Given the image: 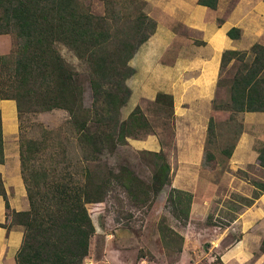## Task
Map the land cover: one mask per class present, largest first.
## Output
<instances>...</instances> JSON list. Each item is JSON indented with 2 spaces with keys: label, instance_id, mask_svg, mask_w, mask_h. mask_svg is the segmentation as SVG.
<instances>
[{
  "label": "trees",
  "instance_id": "obj_1",
  "mask_svg": "<svg viewBox=\"0 0 264 264\" xmlns=\"http://www.w3.org/2000/svg\"><path fill=\"white\" fill-rule=\"evenodd\" d=\"M132 3V0L126 3L107 1L108 13L97 16L79 0H0V36H10L14 40L8 53L0 52V97L15 100L18 118L25 110H65L68 123L78 134L84 158L103 149L113 151L118 145L127 143V137L137 138L144 130H148L146 134L157 135L153 122L166 120L165 117L164 124L170 129L167 137L173 139L171 94L159 92L147 103L146 109L136 105L126 118L119 116L130 96L126 81L134 73L128 63L157 26L156 20L146 12L139 10L133 14ZM197 3L216 9L218 0H197ZM241 33L238 27L227 31L233 39L239 38ZM58 44L87 63L94 95L100 93L102 84L108 86L105 94L112 116L106 129L98 125L93 130L89 127L90 109L83 104V86L74 68L58 50ZM233 60L240 64L232 77L223 81L221 75ZM219 68L217 83L218 86L225 83V87L227 84L228 100L224 106L214 103V108L222 107L231 114L264 112V45L255 42L249 50H224ZM147 111L153 114L152 119ZM214 127L211 117L206 143L211 142ZM45 132L53 133L51 130ZM3 147L0 117V162L4 160ZM232 149L233 145L226 150L228 157ZM140 153L150 157L153 165L147 183L128 166L108 169L106 174L88 165L75 166L66 151L56 152L48 161L41 160L35 165L27 146L24 149L20 145L21 173L29 203L27 210H10L0 175V195L6 200V217L0 226L22 230L16 264H84L95 231L91 215L105 209L106 196L111 189L121 188L131 202L139 205L146 201L150 190L156 195L169 187L166 204L172 215L186 225L192 194L170 187L171 164L163 146L158 152L143 150ZM257 162L264 168V139ZM258 185L259 191H263L264 183ZM257 196L255 192L246 201L250 204ZM158 229L166 246L180 256L184 236L163 219Z\"/></svg>",
  "mask_w": 264,
  "mask_h": 264
},
{
  "label": "rangeland",
  "instance_id": "obj_2",
  "mask_svg": "<svg viewBox=\"0 0 264 264\" xmlns=\"http://www.w3.org/2000/svg\"><path fill=\"white\" fill-rule=\"evenodd\" d=\"M79 1L84 6L89 7L94 15L102 16L107 14V10L110 9L107 1L111 2L112 0ZM119 1L126 3V0ZM155 1V3H148L145 0H132L133 3L130 5L131 12L136 14L139 10H142L155 18L157 15L159 20L161 18V23L167 19L166 15L163 18V13L173 12L177 15V19L173 25H170V29H175V31L170 37L169 35L167 36V33L170 34L171 32L167 26L164 25L165 27L163 26L162 29L157 30V25L155 30V32L157 31V38L155 39L151 36L136 49L141 55L135 60L140 63L139 65L144 62L149 72L150 66L154 61L160 63L161 60L170 61L178 58L182 61H187L192 60V56L195 58L194 56L208 52L203 31H198L184 23L187 16L192 14L189 13L192 10L191 7L198 6L195 0L191 4L190 2L186 3L185 9L182 6V2H185V0ZM222 2L225 8L230 3V0H222ZM151 3L158 9L154 8L151 10L149 7ZM227 8H229V5ZM202 10L198 9L197 11ZM205 10L212 14L211 9L205 8ZM200 14L201 12H198V15ZM222 16H225V14ZM218 21H221V19H218ZM208 25L213 26V23ZM8 37L9 39H6L2 45L3 51L6 53L12 49L14 43L13 38ZM161 41L166 46L157 45ZM202 42L205 44H202ZM252 42L253 40H247L246 36L243 40H239L237 47H248L246 50H249ZM57 48L64 59L74 68L78 80L83 86V104L90 109L89 127L93 130L98 125L106 129L108 120L112 116V112L107 107L108 97L105 94L108 86L102 84L100 93L94 95L89 82L90 68L87 63L78 59L65 46L58 44ZM157 52L164 56L159 59ZM187 55H189L188 58ZM239 64L235 60L230 62L222 73L221 79L223 81L229 80ZM153 69L151 67L150 71ZM224 84V88H220L217 93L216 103L220 104V106H224L228 100L227 84L226 87ZM130 88L131 92L127 104L120 109L119 116L121 119L126 118L135 106V103L131 105L133 102L137 101V104L144 109L147 104L148 99L140 95L143 88L138 85V82L131 83ZM145 90L146 94L150 95L147 88ZM129 107H131L130 110H128ZM220 111L221 113L218 112L214 127V134L217 127L218 138L215 140L213 135L211 142L208 143L204 153V165L207 163V166H210L205 169L210 176L214 177V179H222L221 184L223 186L220 185L219 187L222 195L212 198L207 214L203 216L195 214L192 219L189 217L186 225H182L172 215L166 204L168 187H164L156 195L150 190L151 193L146 201L139 205L131 202L130 197L121 188L111 189L106 196L105 209L91 215L95 231L91 237L89 254L85 258L84 264H222L221 254L232 242L242 236L240 230L227 229L226 227L236 216L237 210L242 205L248 204L247 198L243 199L242 195L232 191L231 186L236 183L237 178H249L251 182H255V177L239 169L227 168L224 164L228 159L226 150H229L234 145L233 142L236 139V135L241 131L242 125L237 114H231L222 107ZM147 114L151 119L153 118V114L148 111ZM68 118L67 112L63 109H52L42 112L25 110L21 113L18 144L19 148L20 145L24 149L27 146L32 163L38 165L41 160L48 161L56 152L62 154L63 151H66L75 166L88 165L91 169L100 170L104 174L107 173L108 169L116 170L120 166H128L143 181L149 182L153 169L151 158L141 153L139 155V150L134 149L129 143L118 145L113 151L103 149L100 153H95L90 158L86 157L88 159L84 158L78 143V134L75 128H72L68 123ZM95 118L97 119L95 120ZM165 118L167 120V117ZM166 120L155 121L153 124L156 126L155 130H158L157 132L162 135L164 143L167 145L165 152L167 153L168 161L171 166L175 167L178 157L175 146L172 144V139L167 137V134H170V129L167 124H164ZM46 130H51L53 133L48 134L45 132ZM147 131L140 132L136 139L146 137L148 135L146 134ZM207 153L208 156L206 157ZM214 160L219 161L220 168L214 169ZM251 171L255 172V170ZM258 175L262 176L260 173ZM193 188L198 192V185H193ZM162 219L169 227L181 233L185 238L184 248L180 256L172 248L167 247L164 239L160 236L158 227ZM263 250L261 241L259 251L254 253L252 261Z\"/></svg>",
  "mask_w": 264,
  "mask_h": 264
},
{
  "label": "crops",
  "instance_id": "obj_3",
  "mask_svg": "<svg viewBox=\"0 0 264 264\" xmlns=\"http://www.w3.org/2000/svg\"><path fill=\"white\" fill-rule=\"evenodd\" d=\"M145 1L148 3L156 2L155 0ZM195 1L198 6L191 7L192 10L189 13L192 14L187 16L184 23L198 31H203L208 52L194 56L195 58L192 56V60L187 61L178 58L170 61L161 60L159 63L153 60L154 63L151 64L150 69L151 67L154 69L151 71L149 69L148 72L144 62L139 65L140 63L135 61L138 56H141L136 51L129 61L134 73L127 80L130 92L131 83L138 82V85L143 88L140 95L148 99L147 103L153 101L159 92L171 94L173 97L172 144L175 146L178 159L176 166H171L170 187L180 188L192 194L190 219L195 214H198V216L206 215L212 198L222 195V191L221 193L219 191L220 185L223 186L221 184L222 179H214L210 176L205 171L210 166H207V163L204 165V153L208 146V143H206L208 122L211 117L216 122V117L218 118V114L221 113L220 109L214 108L217 93L220 88H224V86H218L217 83L220 77L221 54L226 49L246 50L248 47H237L239 40H243L246 36L247 40H253L251 44L258 42L264 45L263 0H230L225 8L222 0H218L216 9L199 5L197 0ZM189 2L191 4L193 0L182 2L184 9L186 3ZM153 3L150 4V9H158L154 7ZM228 5L229 8H227ZM205 8L211 9L212 14L208 13ZM198 9L203 10L197 11ZM198 12H201V14L198 15ZM223 14L225 16H222ZM162 15L163 18L164 15L167 17L166 21L164 20L162 23L161 18L159 20L157 15L156 18L150 16L156 20L157 30L162 29L165 25L171 31L168 30L170 34L167 33V36L171 37L175 29L171 30L170 25L175 23L177 15L173 12L163 13ZM218 19H221V21H218ZM210 23H213V26L208 25ZM231 27L241 29L242 33L239 38L233 39L227 35V31ZM151 36L156 39L157 31ZM6 39H9V37L6 35L0 36L1 53H6L2 48ZM202 44L205 43L202 42ZM157 45L166 46L163 41ZM158 55L159 59L164 56L162 54ZM189 55H187V58ZM145 88H147L150 95L146 94ZM137 103L135 101L131 105H139ZM130 109L131 107L128 110ZM236 114L242 127L233 142L232 152L224 164L227 168L239 169L255 177V182H251L249 178H237L236 183L231 186L232 191L242 195L243 199L251 198L255 192L258 193V196L250 204L242 205L237 210L236 216L226 227L227 229L240 230L242 236L232 242L221 254V260L222 264H264V250L252 261L254 253L259 251L260 243L264 238V190L259 191L258 188V183H264V168L257 162L258 151L264 139V112H239ZM0 117L4 146V160L0 162V175L6 200L10 210L25 211L29 208V203L21 173L18 144L19 118L15 100L0 97ZM147 134L146 137L141 139L127 137V143L139 151L158 152L162 146L166 151L167 145H163L164 138L159 132H157V135ZM217 138L216 127L214 139L217 140ZM214 165V169L220 168L219 161L214 160ZM251 170H255V172ZM256 172L262 174V176H259ZM193 185L199 186L198 192L195 191ZM6 200L0 195V223L5 221ZM21 240V228L12 227L7 229L0 226V264H16L15 255Z\"/></svg>",
  "mask_w": 264,
  "mask_h": 264
}]
</instances>
